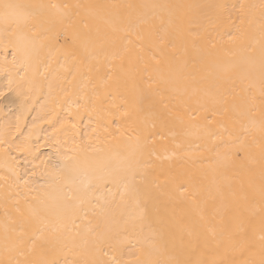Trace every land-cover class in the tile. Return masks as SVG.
Listing matches in <instances>:
<instances>
[{
	"label": "bare ground",
	"instance_id": "1",
	"mask_svg": "<svg viewBox=\"0 0 264 264\" xmlns=\"http://www.w3.org/2000/svg\"><path fill=\"white\" fill-rule=\"evenodd\" d=\"M262 114L264 0H0V264L259 261Z\"/></svg>",
	"mask_w": 264,
	"mask_h": 264
},
{
	"label": "snow or ice",
	"instance_id": "2",
	"mask_svg": "<svg viewBox=\"0 0 264 264\" xmlns=\"http://www.w3.org/2000/svg\"><path fill=\"white\" fill-rule=\"evenodd\" d=\"M4 9V18L6 20L9 19H19L20 17H27V13L23 11L24 7L23 5H18V4H3L2 5ZM40 7H45V6H40ZM54 15H60V16H67L68 13L64 11L65 9L68 8V5H59L56 3H52L47 6ZM145 22V21H142ZM87 25H85V28ZM115 30V29H114ZM127 31V30H125ZM140 38V37H138ZM113 43H115V40H113ZM130 43V41H129ZM262 130H264V114H262ZM236 155H239V152L236 153ZM27 183V181H25ZM179 187H183L182 185H179ZM183 194V193H182ZM144 212L141 213V218H143ZM261 240L264 241V236L261 237ZM249 252H252L253 250L251 248L248 249ZM260 260H244L240 262V264H264V243L261 244V252H260ZM25 264H33V262H25ZM36 264H49V262L46 261H41V262H36ZM110 264H122L121 261L115 259L114 257L112 258ZM140 264H153L151 261H144L140 262ZM172 264H187V262H181V261H174ZM196 264H205L204 261H197ZM210 264H223L222 261H211Z\"/></svg>",
	"mask_w": 264,
	"mask_h": 264
}]
</instances>
